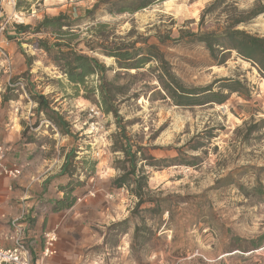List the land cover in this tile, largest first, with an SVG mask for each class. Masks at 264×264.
Masks as SVG:
<instances>
[{
	"label": "rangeland",
	"instance_id": "rangeland-1",
	"mask_svg": "<svg viewBox=\"0 0 264 264\" xmlns=\"http://www.w3.org/2000/svg\"><path fill=\"white\" fill-rule=\"evenodd\" d=\"M14 1L13 7L10 1L0 0L7 52L11 46L18 55L24 83L47 98L53 110L62 115L70 136H61L50 122L45 126L39 121L40 130L52 137L48 138L51 145L55 143L53 136L64 140L60 153H74L72 164L77 173L86 175L84 164L92 162L94 168L111 167L120 175L126 164L124 156L113 151L116 118L87 100L82 89L75 94L50 60L27 42L34 36L13 39L15 25H33L60 13L77 20L86 17L97 0ZM170 1L134 15L112 16L100 8L94 22L85 21L80 26L81 38L100 43L94 26L106 24L100 32L107 40L104 47L128 44L137 49L143 47L147 36L170 33L175 42L160 49L168 69L185 88L211 86L217 92L224 85L219 82L222 79L237 80L243 88L240 93L228 94L222 105L179 107L160 91L155 62L138 72H126L117 68L113 58L100 52H84L109 69L106 77L114 87L127 90L126 95L115 98V107L133 151H138L137 175L147 179L144 198L164 200L168 210L161 216L142 213L141 223L139 215H131L137 202L130 193L132 188L109 185L119 193L123 216L105 229L109 261L121 258L123 264H264V79L234 52L224 65L217 66L205 47L183 34H219L241 13L264 5V0ZM237 29L264 37V14ZM87 82L94 85L97 78ZM19 101L28 103L24 97ZM93 107L102 112L97 121L103 131L97 135L90 134L85 125ZM30 109L32 112L35 105ZM41 120L45 118L41 116ZM188 162L195 165H183ZM125 220L128 222L124 226L111 227ZM135 225L140 226V232L133 239Z\"/></svg>",
	"mask_w": 264,
	"mask_h": 264
},
{
	"label": "trees",
	"instance_id": "trees-1",
	"mask_svg": "<svg viewBox=\"0 0 264 264\" xmlns=\"http://www.w3.org/2000/svg\"><path fill=\"white\" fill-rule=\"evenodd\" d=\"M162 1L166 0H97L92 10L86 12V17L84 16L77 20H71L68 15L60 13L53 17L46 16L33 25L13 26V39L21 36H34V39L27 42L50 60L54 67L66 78L72 91L78 94L82 89L86 94L87 100L97 103L105 114H110L116 118L118 131L113 137V151L119 152L124 156L126 168L121 171L119 177L114 179L111 184L115 189L132 188L130 193L136 198L137 202L131 211V215H139L141 223L144 220L142 213L153 212L161 216L165 212L167 213L168 210L164 208V200L159 202L144 198V190H148L147 179L144 176L137 175L135 161L138 151H133V146L126 135L125 128L119 124V117L115 107V98L118 95H126L127 90H123L122 87H114L106 77L109 69L99 63L96 58L89 57L84 52H100L108 58H113L116 61L117 68L126 72H138L149 63L155 62L158 69L156 82L160 91L164 94V97L179 107L202 106L210 103L222 105L227 101L228 94L240 93L243 88L239 81L230 79L220 80L219 82L224 85L219 87L217 92L213 91L211 86L193 90L185 88L168 69L165 55L160 49L166 44L175 42V39L171 38L170 33L162 36H147L142 41L143 47L137 49H135V46L128 44L112 49L104 47L107 40L103 38L104 35L100 32L107 27L106 24H96L94 26V31L97 33L100 43H97V41H85L81 38L80 26L85 21L94 22V14L100 8H104L106 13L112 16L134 15ZM263 14L264 5L241 13L238 19L227 25L219 34L214 32L191 33L188 31L183 34L205 47L210 58L215 60L217 66L224 65L228 56L234 52L241 60L255 67L264 79V37L251 35L237 29L239 25L245 24ZM151 39L154 42L148 43ZM80 46H83V49ZM23 76L21 74L9 80L2 95V103L19 101V97L23 95L22 93H25L29 101L35 104V109L31 112L32 116L35 117L32 124L33 128L39 125L41 116H43L45 120L57 129L61 136H70L69 125L62 115L53 110L47 98L35 91L33 87L29 89L23 81ZM130 76L135 78V74ZM91 77L97 78V82L94 85L87 82ZM21 86L23 89H21ZM225 91H227V94L224 93ZM24 102L26 103L27 101ZM24 131H29V128L26 126ZM60 149L62 150L63 147L61 146ZM73 159V152L66 153L62 170L68 176L77 173V168L73 167L72 164ZM84 165L83 171L87 174H92L95 170L92 162H87ZM183 165L194 166L195 163L188 162ZM80 184V182L75 183L76 186ZM64 188L66 189V195L58 204L67 208L74 202V199L71 198V192L74 188L69 186ZM143 205H148L149 207L140 209ZM127 222L128 220H125L121 223L113 224L111 227H122ZM139 232L140 226L135 225L133 239L138 238Z\"/></svg>",
	"mask_w": 264,
	"mask_h": 264
},
{
	"label": "crops",
	"instance_id": "crops-1",
	"mask_svg": "<svg viewBox=\"0 0 264 264\" xmlns=\"http://www.w3.org/2000/svg\"><path fill=\"white\" fill-rule=\"evenodd\" d=\"M8 54L14 64L12 76L21 75L18 55L11 46ZM5 75L0 62V144L8 148L5 166L17 169L19 174L0 178L1 246L11 247L7 239L10 223L17 221L23 226L24 243L33 258L42 251V234L55 231L57 255L52 261L56 264H123L121 258L109 261L105 233L107 226L123 219L119 193L109 187L119 172L98 165L86 177L82 173L66 175L62 170L66 154L60 153L64 140L53 136L55 143L51 145L48 138L52 137L40 130L49 122L40 120L41 127L25 132V127L34 123L30 105L20 101L2 103L8 83ZM15 106L20 108L17 115L12 111ZM77 182L81 184L76 186ZM66 186L74 188V202L67 208L58 204L66 195Z\"/></svg>",
	"mask_w": 264,
	"mask_h": 264
},
{
	"label": "built area",
	"instance_id": "built-area-1",
	"mask_svg": "<svg viewBox=\"0 0 264 264\" xmlns=\"http://www.w3.org/2000/svg\"><path fill=\"white\" fill-rule=\"evenodd\" d=\"M11 4L15 5L14 0H8ZM6 24H0V62L1 67L6 71V76L9 80L13 77V65L12 60L7 52L8 42L2 38V32L4 31ZM8 84V83H7ZM21 89L23 87L21 86ZM24 97L28 100V104L33 107L35 104L31 103L25 93L20 98ZM13 113L17 115L20 112V108L15 106ZM102 116V112L97 107H93L88 111V121L85 125L88 126L89 133L97 135L103 131V126L97 119ZM30 131H34L31 125L28 126ZM8 153V148L0 144V178L16 177L19 174L17 169H8L5 166V159ZM98 156V153L95 154ZM109 198H112L109 196ZM11 232L8 236V240L12 242L10 248H3L0 244V264H56L52 260L57 255V242L58 237L55 231H46L42 234L43 248L40 255L33 258L28 247L24 243V229L17 221L10 223Z\"/></svg>",
	"mask_w": 264,
	"mask_h": 264
},
{
	"label": "bare ground",
	"instance_id": "bare-ground-1",
	"mask_svg": "<svg viewBox=\"0 0 264 264\" xmlns=\"http://www.w3.org/2000/svg\"><path fill=\"white\" fill-rule=\"evenodd\" d=\"M173 0H171L170 2H172Z\"/></svg>",
	"mask_w": 264,
	"mask_h": 264
}]
</instances>
